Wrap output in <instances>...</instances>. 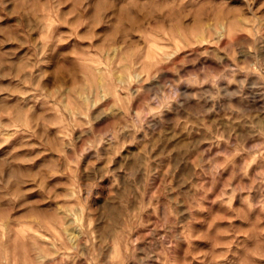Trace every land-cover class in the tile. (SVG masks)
Segmentation results:
<instances>
[{"label":"rangeland","instance_id":"rangeland-1","mask_svg":"<svg viewBox=\"0 0 264 264\" xmlns=\"http://www.w3.org/2000/svg\"><path fill=\"white\" fill-rule=\"evenodd\" d=\"M0 264H264V0H0Z\"/></svg>","mask_w":264,"mask_h":264}]
</instances>
